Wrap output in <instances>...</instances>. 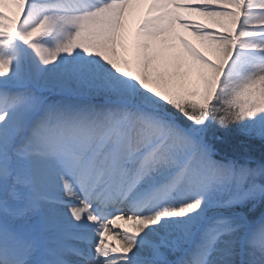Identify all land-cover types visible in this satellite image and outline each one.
I'll use <instances>...</instances> for the list:
<instances>
[{
    "label": "snow or ice",
    "instance_id": "1",
    "mask_svg": "<svg viewBox=\"0 0 264 264\" xmlns=\"http://www.w3.org/2000/svg\"><path fill=\"white\" fill-rule=\"evenodd\" d=\"M0 264H264V0H0Z\"/></svg>",
    "mask_w": 264,
    "mask_h": 264
},
{
    "label": "bare ground",
    "instance_id": "2",
    "mask_svg": "<svg viewBox=\"0 0 264 264\" xmlns=\"http://www.w3.org/2000/svg\"><path fill=\"white\" fill-rule=\"evenodd\" d=\"M11 11H14V9H11V10H10V14H11ZM142 14H143V6H140V8H138V9H134V10H133V13H132V15H131V17H130V21H129V23H130V27L134 28L135 24L138 23V21H139V19L141 18ZM181 33H182L183 35L188 36V38L191 39V40H193V42L199 44V41H196L195 37H192V36L190 35V33L185 32V31H183V30H181ZM118 223H120V224H124L126 228H133V227H134L130 221L120 220V221H118ZM106 239H108V240H112V243L115 244V243L117 242V239H118V238H113V237L111 236V234H108V235L106 236Z\"/></svg>",
    "mask_w": 264,
    "mask_h": 264
},
{
    "label": "rangeland",
    "instance_id": "3",
    "mask_svg": "<svg viewBox=\"0 0 264 264\" xmlns=\"http://www.w3.org/2000/svg\"><path fill=\"white\" fill-rule=\"evenodd\" d=\"M217 135L222 137L223 140V146L225 149H227L230 145L234 144L237 140V134L235 130L229 129V130H224L221 129L217 132ZM261 146L259 143H256L253 145V155L259 156L261 154Z\"/></svg>",
    "mask_w": 264,
    "mask_h": 264
},
{
    "label": "trees",
    "instance_id": "4",
    "mask_svg": "<svg viewBox=\"0 0 264 264\" xmlns=\"http://www.w3.org/2000/svg\"><path fill=\"white\" fill-rule=\"evenodd\" d=\"M258 157V156H257Z\"/></svg>",
    "mask_w": 264,
    "mask_h": 264
}]
</instances>
